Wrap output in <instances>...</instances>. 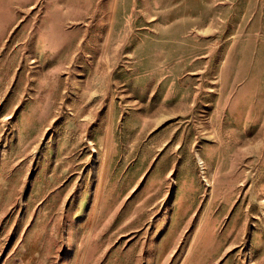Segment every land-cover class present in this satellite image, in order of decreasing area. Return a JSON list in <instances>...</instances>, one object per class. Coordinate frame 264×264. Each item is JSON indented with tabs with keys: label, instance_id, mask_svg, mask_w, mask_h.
Masks as SVG:
<instances>
[{
	"label": "rangeland",
	"instance_id": "1",
	"mask_svg": "<svg viewBox=\"0 0 264 264\" xmlns=\"http://www.w3.org/2000/svg\"><path fill=\"white\" fill-rule=\"evenodd\" d=\"M0 264H264V0H0Z\"/></svg>",
	"mask_w": 264,
	"mask_h": 264
}]
</instances>
